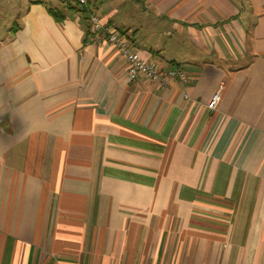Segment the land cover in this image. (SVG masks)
<instances>
[{"label":"crops","instance_id":"crops-1","mask_svg":"<svg viewBox=\"0 0 264 264\" xmlns=\"http://www.w3.org/2000/svg\"><path fill=\"white\" fill-rule=\"evenodd\" d=\"M19 4L0 35V264H264V0ZM89 14L187 82L130 81L113 47L84 46Z\"/></svg>","mask_w":264,"mask_h":264},{"label":"built area","instance_id":"built-area-1","mask_svg":"<svg viewBox=\"0 0 264 264\" xmlns=\"http://www.w3.org/2000/svg\"><path fill=\"white\" fill-rule=\"evenodd\" d=\"M81 7L87 5V0H78ZM87 40L90 42H104L113 47L126 64V74L130 81H137L139 77L145 80L165 86L170 80H178L185 84L186 74L179 68L162 69L152 62L145 61L138 54L132 52L125 36L117 32L111 26L106 25L96 14H89L86 18ZM222 88L220 87L211 97L207 108L211 111L216 109L220 100ZM187 99V96H184Z\"/></svg>","mask_w":264,"mask_h":264},{"label":"rangeland","instance_id":"rangeland-1","mask_svg":"<svg viewBox=\"0 0 264 264\" xmlns=\"http://www.w3.org/2000/svg\"><path fill=\"white\" fill-rule=\"evenodd\" d=\"M14 1H16V4L13 5V8H10L8 10L5 9V12H3V14H1L0 12V33H1L0 35L7 34L8 29H10L11 27L15 26L18 23L19 15L17 13L18 11H22L23 7L19 4V1L21 0H14ZM13 11L14 13H12Z\"/></svg>","mask_w":264,"mask_h":264},{"label":"trees","instance_id":"trees-1","mask_svg":"<svg viewBox=\"0 0 264 264\" xmlns=\"http://www.w3.org/2000/svg\"><path fill=\"white\" fill-rule=\"evenodd\" d=\"M77 6H80L78 0H76V6L75 7L77 8ZM70 8H71V6L66 4V10H69ZM79 11L81 13H85L86 9L81 7V8H79ZM48 13L54 18L56 23H61L64 20V18H65V14L64 13L56 11L54 9H49L48 8ZM12 31H14V30H12ZM86 39H87V31H86V35H85V38H84V46L86 44Z\"/></svg>","mask_w":264,"mask_h":264}]
</instances>
